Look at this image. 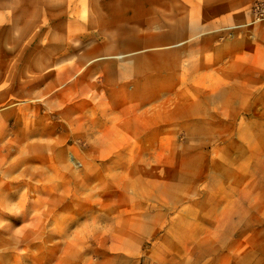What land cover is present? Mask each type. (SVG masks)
I'll use <instances>...</instances> for the list:
<instances>
[{
  "label": "rangeland",
  "instance_id": "374dc122",
  "mask_svg": "<svg viewBox=\"0 0 264 264\" xmlns=\"http://www.w3.org/2000/svg\"><path fill=\"white\" fill-rule=\"evenodd\" d=\"M0 264H264V0H0Z\"/></svg>",
  "mask_w": 264,
  "mask_h": 264
},
{
  "label": "built area",
  "instance_id": "2783aa9c",
  "mask_svg": "<svg viewBox=\"0 0 264 264\" xmlns=\"http://www.w3.org/2000/svg\"><path fill=\"white\" fill-rule=\"evenodd\" d=\"M259 4H255V7L257 8Z\"/></svg>",
  "mask_w": 264,
  "mask_h": 264
},
{
  "label": "crops",
  "instance_id": "0c3cea01",
  "mask_svg": "<svg viewBox=\"0 0 264 264\" xmlns=\"http://www.w3.org/2000/svg\"><path fill=\"white\" fill-rule=\"evenodd\" d=\"M248 1H251V0H248ZM253 1V0H252ZM246 3H247V0H246Z\"/></svg>",
  "mask_w": 264,
  "mask_h": 264
}]
</instances>
